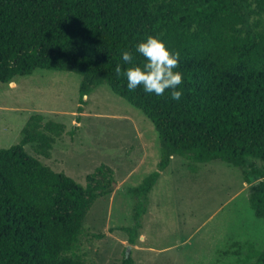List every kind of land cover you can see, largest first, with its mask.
<instances>
[{
	"label": "trees",
	"instance_id": "1",
	"mask_svg": "<svg viewBox=\"0 0 264 264\" xmlns=\"http://www.w3.org/2000/svg\"><path fill=\"white\" fill-rule=\"evenodd\" d=\"M256 15L259 27H252ZM242 23L243 26H237ZM231 32L232 34H228ZM152 35L179 52L180 100L127 88L115 74L143 67L136 45ZM35 69L81 75L78 113L85 96L107 84L139 109L159 139L156 169L125 188L133 202L132 224L120 226L134 244L148 194L173 155L192 162L220 160L242 169L248 203L264 220V0H0V82ZM78 120V116H77ZM62 122L31 114L18 143L0 148V264H93L75 252L93 203L115 185L114 169L101 163L82 185L29 154L51 157L56 139L73 136ZM253 264H264V248ZM134 264L125 255L119 263Z\"/></svg>",
	"mask_w": 264,
	"mask_h": 264
},
{
	"label": "rangeland",
	"instance_id": "2",
	"mask_svg": "<svg viewBox=\"0 0 264 264\" xmlns=\"http://www.w3.org/2000/svg\"><path fill=\"white\" fill-rule=\"evenodd\" d=\"M256 15L252 27H259ZM237 26H243L237 23ZM228 34H232L228 32ZM81 75L35 69L0 82V148L18 143L31 114L62 122L66 131L53 144L51 157L25 150L80 184L101 163L114 169L115 185L87 213L75 252L93 264L119 263L127 254L134 264H253L264 248V220L248 203L242 169L220 160L192 162L173 155L148 194L147 211L134 244L120 226L133 222V198L125 188L140 184L156 169L159 139L152 122L103 83L85 96L78 113ZM78 116V120H77ZM264 168V161L254 160Z\"/></svg>",
	"mask_w": 264,
	"mask_h": 264
},
{
	"label": "clouds",
	"instance_id": "3",
	"mask_svg": "<svg viewBox=\"0 0 264 264\" xmlns=\"http://www.w3.org/2000/svg\"><path fill=\"white\" fill-rule=\"evenodd\" d=\"M136 52L145 60L143 67L133 65V53L127 50L122 51L121 58L130 66L123 71L121 64L115 66L116 76L126 77L128 90L134 91L142 86L146 93L162 96L168 91L172 100H180L183 92L178 88L183 83V74L176 71L179 52L169 51L161 39L152 35L136 45Z\"/></svg>",
	"mask_w": 264,
	"mask_h": 264
}]
</instances>
